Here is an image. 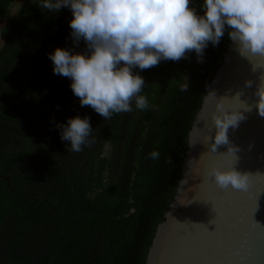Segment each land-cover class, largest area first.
Returning a JSON list of instances; mask_svg holds the SVG:
<instances>
[{"label": "trees", "instance_id": "16d2710c", "mask_svg": "<svg viewBox=\"0 0 264 264\" xmlns=\"http://www.w3.org/2000/svg\"><path fill=\"white\" fill-rule=\"evenodd\" d=\"M13 1L0 0V264H146L176 193L189 131L226 54L227 31L209 42L202 61L190 51L137 69L149 107L133 101L131 111L103 118L80 105L47 55L60 42L86 49L70 36V9L55 23L39 0H24L7 18ZM201 4L193 6L202 12ZM77 113L93 126L79 152L57 128Z\"/></svg>", "mask_w": 264, "mask_h": 264}, {"label": "clouds", "instance_id": "9594fccd", "mask_svg": "<svg viewBox=\"0 0 264 264\" xmlns=\"http://www.w3.org/2000/svg\"><path fill=\"white\" fill-rule=\"evenodd\" d=\"M194 0H39L49 12L67 7L70 36L81 39L85 50L55 46L47 54L54 74L70 78V88L81 106H90L103 118L149 107L141 94L145 79L139 70L151 68L162 60L178 61L190 51L202 61L209 42L216 45L227 31L240 54L264 57V0H202V12ZM187 89L188 84L181 86ZM264 79L256 89L260 99ZM257 100V101H258ZM264 115V105L256 103ZM242 107L227 112L221 108L215 118V143L229 145L228 129L245 119ZM62 141L79 152L91 142L90 117L79 113L58 122ZM235 161L228 168L212 165L207 170L221 189L246 190L251 174L236 168L238 147L229 149ZM151 157L159 153L152 151Z\"/></svg>", "mask_w": 264, "mask_h": 264}, {"label": "water", "instance_id": "95a60500", "mask_svg": "<svg viewBox=\"0 0 264 264\" xmlns=\"http://www.w3.org/2000/svg\"><path fill=\"white\" fill-rule=\"evenodd\" d=\"M262 79L264 57L251 53L246 57L240 54L230 40L223 62L206 90L202 105L189 131L188 149L182 163L176 193L165 212L164 220L157 226L146 264H169L175 259L174 249L178 242L179 222L208 223L214 215L210 202L205 203L191 198L196 193V187L202 182V176H207L210 185L215 186L214 180L207 175L210 166L228 168L232 165L235 157L229 149L233 145L238 147L234 166L251 174L249 181L251 188L255 191L262 189L257 197L258 206L253 218L264 226V115L256 108V103L264 105V90H261L259 100L256 95L257 86ZM248 106L250 109L247 111L241 109L244 111L245 119L228 129L229 145L221 143L216 146L215 118L221 108L232 112ZM232 194L234 199L223 200L221 207L227 218L235 222L239 215V203L246 194L244 190L229 188L221 195L230 198ZM187 201L190 202L184 203ZM208 227L212 229L214 225L208 224ZM235 227H239V224H235ZM256 243L258 247L264 245V235L258 236Z\"/></svg>", "mask_w": 264, "mask_h": 264}, {"label": "snow or ice", "instance_id": "6c2138e0", "mask_svg": "<svg viewBox=\"0 0 264 264\" xmlns=\"http://www.w3.org/2000/svg\"><path fill=\"white\" fill-rule=\"evenodd\" d=\"M237 101H240L238 97ZM224 191L216 184L210 185L208 177L202 176V182L191 199L210 202L214 215L208 223L178 221L180 229L174 249L175 259L169 264H264V245L258 247L256 243L257 237L264 235V226L253 218L260 191H255L249 183L244 190L246 195L239 203L235 222L227 218L221 207L223 200L234 199L233 194L230 198L222 197ZM237 223L239 227H235ZM208 224L214 228L209 229Z\"/></svg>", "mask_w": 264, "mask_h": 264}, {"label": "rangeland", "instance_id": "374dc122", "mask_svg": "<svg viewBox=\"0 0 264 264\" xmlns=\"http://www.w3.org/2000/svg\"><path fill=\"white\" fill-rule=\"evenodd\" d=\"M23 2H24V0H14L12 5H11V8H10L9 12L6 15V17L7 18L14 17L16 15V12L18 11V8L23 4ZM63 11H64V7L61 8L59 11L53 12V14H54L53 20H54L55 23L59 21L60 15L63 13ZM47 35H48V31L44 35H41V38L39 39V45L42 44V46H38V48H37L38 50L43 48V46L45 45L44 43L46 42ZM68 40H69V38H68ZM3 42H4V38H3L2 32L0 30V47L2 46ZM61 44L63 45V47H66L63 42L62 43L60 42L59 46H62ZM50 83H52V82H50ZM54 84H55V81H54Z\"/></svg>", "mask_w": 264, "mask_h": 264}]
</instances>
